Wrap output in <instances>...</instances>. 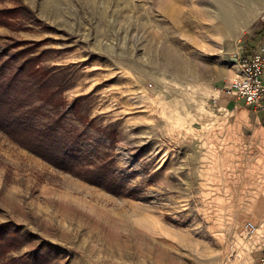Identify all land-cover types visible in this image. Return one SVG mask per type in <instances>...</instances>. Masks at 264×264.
Wrapping results in <instances>:
<instances>
[{"label":"rangeland","instance_id":"374dc122","mask_svg":"<svg viewBox=\"0 0 264 264\" xmlns=\"http://www.w3.org/2000/svg\"><path fill=\"white\" fill-rule=\"evenodd\" d=\"M262 16L264 0H0V80L29 129H0V264H247L264 149L214 123L235 118L218 91Z\"/></svg>","mask_w":264,"mask_h":264},{"label":"crops","instance_id":"0c3cea01","mask_svg":"<svg viewBox=\"0 0 264 264\" xmlns=\"http://www.w3.org/2000/svg\"><path fill=\"white\" fill-rule=\"evenodd\" d=\"M264 43V35L261 38L260 42ZM219 96L221 95V99L219 104L221 106L220 109L226 111L229 114H232L234 119H224L221 121H217L214 124L215 128H220L221 131H216L221 135L222 138H229L230 129L238 128L239 131H242L244 128L253 129V138L258 139L257 144L260 145L261 149H264V113L261 111H256L253 108L249 107L245 102L236 100L234 98H227L222 92L221 89L218 91ZM225 139V140H226ZM264 174V173H263ZM262 195L260 198H256L252 207L261 208V216L257 215L252 217V222L256 225H260L259 233L257 232L254 236L260 234L261 236L257 237L258 239L254 240L255 246L247 256V264H264L263 256H264V233L262 232V227L264 226V189L261 190ZM264 230V229H263ZM264 232V231H263ZM253 236V237H254ZM257 243V244H256Z\"/></svg>","mask_w":264,"mask_h":264},{"label":"built area","instance_id":"2783aa9c","mask_svg":"<svg viewBox=\"0 0 264 264\" xmlns=\"http://www.w3.org/2000/svg\"><path fill=\"white\" fill-rule=\"evenodd\" d=\"M261 23L264 24V16ZM241 72L233 81L221 88L227 98L245 102L249 107L264 113V43L240 62ZM249 237L258 232V226L252 221L245 224ZM264 263V256H263Z\"/></svg>","mask_w":264,"mask_h":264},{"label":"trees","instance_id":"16d2710c","mask_svg":"<svg viewBox=\"0 0 264 264\" xmlns=\"http://www.w3.org/2000/svg\"><path fill=\"white\" fill-rule=\"evenodd\" d=\"M263 27V34H264V24H261ZM249 55V54H248ZM10 91L6 87V85L0 80V129L6 131V133L12 135L16 139H20L21 142L28 141L24 136L22 131L29 130L26 129L25 119L23 118V113L17 111L12 108L11 100H13L12 96L10 95ZM14 102V101H13ZM14 105V104H13ZM10 106V107H8ZM30 129L35 131L38 136V141L36 142L37 145H43L44 142L46 143H59L58 139L52 135L51 132L46 130H35L33 126H29ZM32 139V138H31ZM29 139V140H31ZM29 147V146H28ZM35 153L41 155L44 159L48 160L55 166L62 167L68 169L67 165H63L66 161L71 163L73 162L71 158H61V157H50L44 153H40L38 149L33 148L32 146L29 147ZM46 150V149H45ZM65 161V162H64Z\"/></svg>","mask_w":264,"mask_h":264},{"label":"bare ground","instance_id":"6f19581e","mask_svg":"<svg viewBox=\"0 0 264 264\" xmlns=\"http://www.w3.org/2000/svg\"><path fill=\"white\" fill-rule=\"evenodd\" d=\"M175 1L176 0H160V8L164 11H166L168 9H174L175 8ZM202 13H204V12H202ZM174 21H176V20H174ZM176 23H178V22H176Z\"/></svg>","mask_w":264,"mask_h":264}]
</instances>
